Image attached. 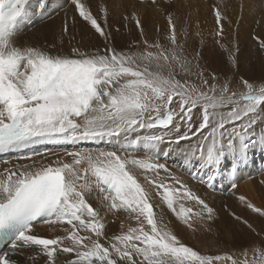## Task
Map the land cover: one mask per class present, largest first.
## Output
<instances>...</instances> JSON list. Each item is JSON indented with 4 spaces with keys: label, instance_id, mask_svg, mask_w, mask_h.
I'll list each match as a JSON object with an SVG mask.
<instances>
[{
    "label": "snow or ice",
    "instance_id": "obj_1",
    "mask_svg": "<svg viewBox=\"0 0 264 264\" xmlns=\"http://www.w3.org/2000/svg\"><path fill=\"white\" fill-rule=\"evenodd\" d=\"M70 2L104 38L102 50L72 47L64 53L54 46L22 45L23 25L43 13L49 0H0V154L27 153L0 170V242L8 245L0 248V264H21L14 256L57 264L64 253L65 264H264V237L250 246L251 260L247 251L242 262L234 254L203 253L182 241L152 202L155 194L189 229L211 230L215 209L153 158L167 143L170 151L198 164L205 175H197L208 187L226 172L235 189L253 151L264 152V82L241 78L233 86L231 79L208 72L198 55L189 58L188 29L178 28L172 5L164 9L162 35L157 29V39H141L135 50H126L111 42L106 3L102 26L86 2ZM162 2L149 0L157 10ZM214 15L220 34L225 18L220 7ZM124 19L145 36L138 11ZM63 31L68 32L67 23ZM254 38L264 51V39ZM97 141H115L119 148L65 149L58 155L34 147ZM129 149L151 155L132 156ZM136 169L143 170V182ZM160 170L170 179H157ZM239 199L264 216V208ZM184 200L198 210L184 203L177 208ZM120 210L136 224L110 235L106 217ZM38 222L59 226L63 234L43 236L35 231Z\"/></svg>",
    "mask_w": 264,
    "mask_h": 264
},
{
    "label": "rangeland",
    "instance_id": "obj_2",
    "mask_svg": "<svg viewBox=\"0 0 264 264\" xmlns=\"http://www.w3.org/2000/svg\"><path fill=\"white\" fill-rule=\"evenodd\" d=\"M47 9H49V7ZM48 14V12L43 13V21L46 20ZM130 15V12L128 13V11H126L123 14H114L108 16L107 29L112 32L110 39L112 44L117 48L135 50L133 46L137 41L144 38L148 39L149 41L157 39V29L161 30L160 35H162V30L167 26L165 13L156 14L151 11L142 12L140 13V16L144 21L145 28V36L142 37L131 20L124 19L125 16ZM54 16L55 15H53V17ZM73 17L71 18V20L66 19L64 22L65 24L67 22V24H75V27H68L69 32H58L59 35L56 34L55 37L60 39L61 34H65V44L66 47L70 49L72 47H78L81 49V51H94L96 49L102 50L105 47L104 38L99 35L88 22H85L80 17L79 19H76L75 17V22H73ZM102 17L103 13H99L97 19L101 20L102 26H104ZM178 18V28L182 29L183 27H187L188 36L192 35L191 37L187 36L185 43V48L187 50V53L189 54V58H191V56L193 55H198L201 65L208 72L215 73L221 78L227 77L231 79L233 81V86L237 85L241 78L247 79L255 85H259L260 83L264 82V51L259 48L258 42L254 38L260 37L261 39H264V34H262L261 31H257V29H254L253 31H251V34L248 37L243 39V41L237 40V28L235 27V24L233 23V21H231V19L225 17L223 19L224 26L222 33L217 34L218 27H215L214 31L203 37V34H199L197 32V20L191 19L187 16H178ZM215 24L217 23L215 22ZM193 39H195V46L193 43ZM239 42L241 43L239 44ZM24 45H31V43L25 42ZM237 48L239 49V52H236ZM229 52L233 53L237 58L238 63H236L235 65L232 63ZM103 143L104 144L102 145H106L107 149L110 150H117L119 148V144L116 142L112 146H110L111 144L108 145L109 142L105 141ZM169 147L170 146L167 143L162 144L160 146V154L158 156V160L154 161H157L160 164H164L171 172V174L183 180L189 185V187L192 188L194 193L205 199V201L215 209V218L207 225V228L211 229L210 231H208L204 226H199L198 230L194 231L184 225L175 216V214L167 208L162 199L154 194L152 202L155 209L157 210L158 216L168 224L169 228H171L182 241L190 246H194L198 250H202L203 253L234 254L235 258L242 262L245 259L244 252L247 251V259H253L254 253L251 251L250 246L253 244H258L261 238L264 237V216H261L260 214L254 212L239 199V193L236 188L233 189L231 187L228 179V174L226 172L218 177L214 187H208L206 183L203 182L197 175V173H199V176L205 175L203 172H199L197 163H187L185 158L177 152H173L175 157L171 156L165 158L164 155L161 156V153H163L164 151H167L166 154H168V152L170 151ZM171 147H175V145H171ZM80 148L81 147L79 146L74 148L70 147L68 151L80 150ZM26 154L27 153H20L19 156H23ZM129 154L132 156L151 155L150 153L139 151L137 149H129ZM250 158L251 163L253 164L251 176L256 169L258 172H264V152L256 149L253 151ZM0 159L2 160L3 158ZM8 160H10V158L5 157L4 161ZM184 162L189 164L190 167ZM136 172L139 178H142L141 181L143 182V170L141 172L140 169H136ZM262 174L264 175V173ZM148 175L149 177H151L153 174L148 173ZM260 175L261 174H259L257 177H259ZM160 177L170 179L169 172L160 170L159 176L156 178L159 179ZM146 187H149V190L152 191V188L150 186L146 185ZM179 203H184L186 207H192L196 210H198L199 208V206L196 205L195 202L188 200L178 201L177 208L179 207ZM126 213L127 212L123 210L113 212V215L111 217L113 234L118 233L122 229L127 230L129 226H135L134 224H136V221L131 217L126 218ZM257 216V220H259L260 223L255 224V218ZM236 217H240L241 219L237 220ZM244 220H247L249 224L252 225L251 229L243 223ZM170 224H180L181 227L184 225L183 228H185L186 230L188 228V230L186 232L184 231L183 234V231L182 233L181 231L179 232L178 229L176 230L174 228V226L170 227ZM194 227L197 226L194 224ZM35 231H38L46 237L63 234L62 229H60L59 226L57 227V229H53L48 224H44L41 228H36ZM255 256L258 258V253H256Z\"/></svg>",
    "mask_w": 264,
    "mask_h": 264
},
{
    "label": "bare ground",
    "instance_id": "obj_3",
    "mask_svg": "<svg viewBox=\"0 0 264 264\" xmlns=\"http://www.w3.org/2000/svg\"><path fill=\"white\" fill-rule=\"evenodd\" d=\"M83 2H86L91 7V10L96 17L99 16V13H103L102 9L105 3L109 7L108 16H111L114 14H123L126 11H128V13L130 12V14L133 11H138V13L139 12L142 13L145 11H151L156 14H163L164 9L167 8L169 5H172L174 6V10L176 11V14L178 16H187L191 19H195L198 21V26L196 27L197 32L199 34H203L202 35L203 37L205 35H208L212 31H214L215 27H218L217 24H215L216 19L214 15V9L216 7H220L223 17H228L235 24V27L237 28V34H236V36L238 37L237 40L243 41V39L248 37L251 34V31H253L254 29H257V31H261V33L264 34V0H163V2L160 4L159 10H157V8L155 7H152L149 3V0H83ZM47 12L49 14L47 15L46 20L43 21L44 17L42 16V14L47 13ZM43 13L38 12L31 20H29L23 25L19 33V36H18L19 43L24 45L25 42H30L31 45H36V46H41V45L54 46V50H60V51H63L64 53H68L70 51V48L66 47V44H65L66 39L64 36L65 34L64 35L61 34L60 39L56 38L55 35L58 34V32L63 33V28L65 27L64 21L66 19L71 20V18L75 15H76L75 16L76 19H79L77 10L71 4L70 0H49V9H46ZM53 15L55 16L53 17ZM75 17H73V19ZM221 23L224 26L223 20L221 21ZM74 25L67 24L69 28H73ZM35 27H38V28H35ZM191 36H188V37H191ZM193 43L195 46V39H193ZM240 43L241 42H239V44ZM103 142L105 141L78 142L75 145L50 143V144H47L46 146L36 145L34 147L37 152L46 153V150H51V152H54L58 155H62L65 149L69 150L70 147L74 148L77 146L81 147L80 151H83V150H91L93 152L97 150H109L110 151V149H107L106 145L105 146L102 145L104 144ZM114 144H115V141L109 142L108 145L112 146ZM80 145H83V146H80ZM166 152L167 151H164L163 153H161V156L164 155L165 157ZM12 154H15V155H12ZM48 154L50 155V153ZM159 154L160 153L158 152V155L154 157V160H158ZM19 155L20 153H10L9 154L10 160L4 161L5 157L7 156H4L2 160L0 159V170H2L4 167H11L12 163L17 162V157ZM167 155L168 156L166 157H171V156L175 157L173 151H169ZM50 158H54V157H51L50 155ZM9 161L11 163H9ZM184 163L187 164L189 162L187 163L184 162ZM187 165L189 166V164ZM252 167H253V164L251 163V158H250V163L240 171L238 179L235 180V183L237 184L236 190L239 193V197L245 196L246 199L250 201L252 204H254L255 206L264 208V188H263L264 175L262 174L264 172H261V171L258 172L256 169L252 173V176L256 178H253L251 176ZM259 174L261 175L257 177ZM228 179L231 185L233 182V179L230 178L229 176H228ZM90 203H93L94 207L97 204L94 198L90 199ZM112 215L113 213H109L105 221L107 232L110 235L113 234V231H112L113 227L111 223ZM128 217L130 216L128 213H126V218ZM257 219H258V216L255 218V224L260 223V221ZM44 224L45 223L43 222H38L35 226V230L36 228L38 229V227L40 228L43 227ZM171 226L172 227L174 226V228L176 230L178 229L179 232L181 231V233L183 231V234H184V231L186 232L188 230V228L187 230L183 228L184 225L181 227L180 224L179 225L170 224V227ZM7 248H8V245L5 244L3 249L7 250ZM68 257H69V254L67 253L61 254L57 260V264H65V261ZM13 258L19 260L21 264H31L30 261H25L23 257L14 256ZM41 264H42V260H41Z\"/></svg>",
    "mask_w": 264,
    "mask_h": 264
}]
</instances>
